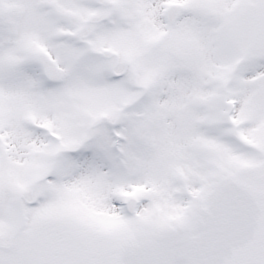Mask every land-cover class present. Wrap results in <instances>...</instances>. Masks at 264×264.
Returning a JSON list of instances; mask_svg holds the SVG:
<instances>
[{"label":"snow or ice","instance_id":"6c2138e0","mask_svg":"<svg viewBox=\"0 0 264 264\" xmlns=\"http://www.w3.org/2000/svg\"><path fill=\"white\" fill-rule=\"evenodd\" d=\"M0 264H264V0H0Z\"/></svg>","mask_w":264,"mask_h":264}]
</instances>
